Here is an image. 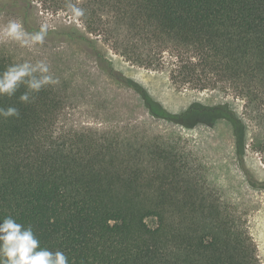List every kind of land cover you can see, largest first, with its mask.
Here are the masks:
<instances>
[{
    "label": "trees",
    "instance_id": "obj_1",
    "mask_svg": "<svg viewBox=\"0 0 264 264\" xmlns=\"http://www.w3.org/2000/svg\"><path fill=\"white\" fill-rule=\"evenodd\" d=\"M22 2L27 31H37L34 0ZM38 2L70 16L69 3L84 10L80 23L48 29L46 40L82 46L97 69L140 96L150 119L185 128L228 121L247 174V113L259 128L251 145L264 153V0ZM101 42L168 71L176 86L233 93L246 111L193 103L172 113L116 68ZM13 63L21 62L0 49V72ZM58 81L27 104L23 86L0 96V107L20 112L0 118V221L31 226L40 246L64 252L69 264H264L246 214L188 139L141 122L125 131L69 127L70 85Z\"/></svg>",
    "mask_w": 264,
    "mask_h": 264
},
{
    "label": "rangeland",
    "instance_id": "obj_2",
    "mask_svg": "<svg viewBox=\"0 0 264 264\" xmlns=\"http://www.w3.org/2000/svg\"><path fill=\"white\" fill-rule=\"evenodd\" d=\"M38 1L34 0L32 9L38 25L46 23L51 29L80 23L65 11L47 9ZM24 6L22 0H0V25L12 19L24 22ZM100 45L112 57L118 70L143 84L153 98L172 113H181L193 103L209 106L228 103L240 114L246 111L245 101L233 93L219 90L201 92L176 86L168 71L133 64L116 53L109 44L101 42ZM0 49L19 62L44 60L49 65L51 75L68 81L70 99L66 122L69 127L125 131V125L141 122L151 132L170 133L174 137L182 135L188 139L191 147L215 166L218 182L231 192L239 211L246 214L264 261V153H259L251 145L254 133L259 134L257 120L246 113L249 146L245 155V174L234 151L232 125L228 121L222 119L213 126L199 123L186 128L155 122L148 117L140 96L97 69L94 58L82 46L45 40L43 45L29 50L15 42L0 41ZM149 223L154 225L155 220L149 219Z\"/></svg>",
    "mask_w": 264,
    "mask_h": 264
},
{
    "label": "clouds",
    "instance_id": "obj_3",
    "mask_svg": "<svg viewBox=\"0 0 264 264\" xmlns=\"http://www.w3.org/2000/svg\"><path fill=\"white\" fill-rule=\"evenodd\" d=\"M67 7L74 19L85 14L82 8L74 4L69 3ZM47 35L46 23L34 32L25 29L23 20L12 19L0 25V41L15 42L29 50L43 45ZM58 83L44 60L13 63L0 72V96L11 98L23 86L25 91L19 100L27 104L31 101V93H39L46 86ZM19 115V110L14 106L0 107V118H18ZM0 264H69V261L64 252L41 247L31 226H25L9 216L0 221Z\"/></svg>",
    "mask_w": 264,
    "mask_h": 264
}]
</instances>
